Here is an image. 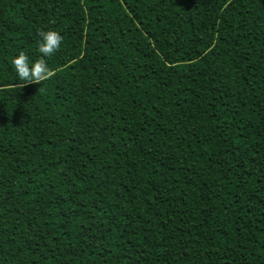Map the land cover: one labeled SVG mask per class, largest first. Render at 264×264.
Wrapping results in <instances>:
<instances>
[{
	"label": "trees",
	"instance_id": "16d2710c",
	"mask_svg": "<svg viewBox=\"0 0 264 264\" xmlns=\"http://www.w3.org/2000/svg\"><path fill=\"white\" fill-rule=\"evenodd\" d=\"M0 264H264V0H0Z\"/></svg>",
	"mask_w": 264,
	"mask_h": 264
},
{
	"label": "clouds",
	"instance_id": "9594fccd",
	"mask_svg": "<svg viewBox=\"0 0 264 264\" xmlns=\"http://www.w3.org/2000/svg\"><path fill=\"white\" fill-rule=\"evenodd\" d=\"M40 41L38 51L42 55L31 62L29 56L20 51L11 63L21 81L26 84H41L54 76V71L48 66L47 57L53 56L61 47L63 36L55 30H39Z\"/></svg>",
	"mask_w": 264,
	"mask_h": 264
}]
</instances>
